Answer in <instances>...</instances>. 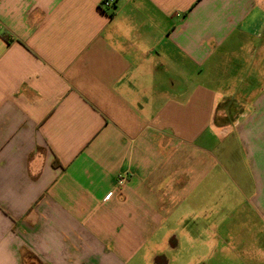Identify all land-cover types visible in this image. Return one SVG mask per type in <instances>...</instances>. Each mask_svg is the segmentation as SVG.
<instances>
[{
    "label": "crops",
    "instance_id": "obj_1",
    "mask_svg": "<svg viewBox=\"0 0 264 264\" xmlns=\"http://www.w3.org/2000/svg\"><path fill=\"white\" fill-rule=\"evenodd\" d=\"M103 1L0 0V264H264V0Z\"/></svg>",
    "mask_w": 264,
    "mask_h": 264
},
{
    "label": "built area",
    "instance_id": "obj_2",
    "mask_svg": "<svg viewBox=\"0 0 264 264\" xmlns=\"http://www.w3.org/2000/svg\"><path fill=\"white\" fill-rule=\"evenodd\" d=\"M114 4H115V0H104V1L101 3V6H102L103 8H107V9H109V8L113 7ZM119 177H120V180H121V181H123V180L125 179L124 176H122V175H120ZM121 181H120V182H121Z\"/></svg>",
    "mask_w": 264,
    "mask_h": 264
},
{
    "label": "rangeland",
    "instance_id": "obj_3",
    "mask_svg": "<svg viewBox=\"0 0 264 264\" xmlns=\"http://www.w3.org/2000/svg\"><path fill=\"white\" fill-rule=\"evenodd\" d=\"M259 227V226H258ZM263 236V235H262ZM258 244H259V240H258ZM260 245V244H259Z\"/></svg>",
    "mask_w": 264,
    "mask_h": 264
},
{
    "label": "trees",
    "instance_id": "obj_4",
    "mask_svg": "<svg viewBox=\"0 0 264 264\" xmlns=\"http://www.w3.org/2000/svg\"><path fill=\"white\" fill-rule=\"evenodd\" d=\"M4 37H6V38H7V36H6V35H4Z\"/></svg>",
    "mask_w": 264,
    "mask_h": 264
}]
</instances>
